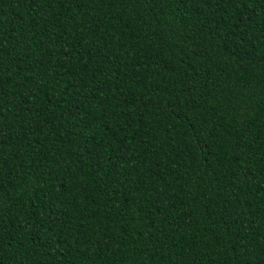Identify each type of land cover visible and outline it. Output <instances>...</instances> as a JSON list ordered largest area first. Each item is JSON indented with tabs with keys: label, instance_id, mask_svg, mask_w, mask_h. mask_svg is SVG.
I'll return each instance as SVG.
<instances>
[{
	"label": "trees",
	"instance_id": "obj_1",
	"mask_svg": "<svg viewBox=\"0 0 264 264\" xmlns=\"http://www.w3.org/2000/svg\"><path fill=\"white\" fill-rule=\"evenodd\" d=\"M0 264H264V0H0Z\"/></svg>",
	"mask_w": 264,
	"mask_h": 264
}]
</instances>
